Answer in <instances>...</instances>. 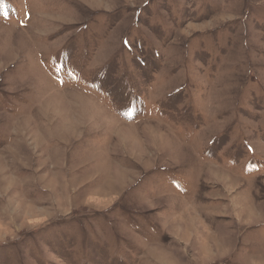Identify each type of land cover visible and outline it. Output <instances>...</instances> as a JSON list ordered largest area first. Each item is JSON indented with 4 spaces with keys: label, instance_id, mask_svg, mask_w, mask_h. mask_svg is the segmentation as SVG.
<instances>
[{
    "label": "rangeland",
    "instance_id": "374dc122",
    "mask_svg": "<svg viewBox=\"0 0 264 264\" xmlns=\"http://www.w3.org/2000/svg\"><path fill=\"white\" fill-rule=\"evenodd\" d=\"M0 264H264V0H0Z\"/></svg>",
    "mask_w": 264,
    "mask_h": 264
},
{
    "label": "bare ground",
    "instance_id": "6f19581e",
    "mask_svg": "<svg viewBox=\"0 0 264 264\" xmlns=\"http://www.w3.org/2000/svg\"><path fill=\"white\" fill-rule=\"evenodd\" d=\"M1 23H3V22H1ZM5 24V23H4ZM8 26V25H7ZM183 250V249H182Z\"/></svg>",
    "mask_w": 264,
    "mask_h": 264
}]
</instances>
